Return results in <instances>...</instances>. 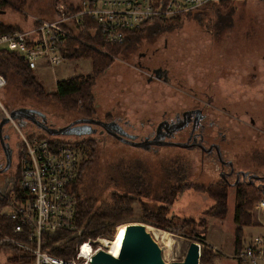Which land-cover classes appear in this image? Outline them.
Instances as JSON below:
<instances>
[{
  "label": "rangeland",
  "instance_id": "obj_1",
  "mask_svg": "<svg viewBox=\"0 0 264 264\" xmlns=\"http://www.w3.org/2000/svg\"><path fill=\"white\" fill-rule=\"evenodd\" d=\"M4 1L9 3V8L1 11L0 22L18 28H26L33 22V18L53 19L58 4L55 0ZM233 1L234 13L229 27L228 21L224 28L218 23L214 27L219 19L215 11L209 12L207 17V20L212 19L213 22L203 24L196 22L195 14H186L182 16V26L171 32H162L159 20L144 25L138 34L131 36L118 54L113 55L115 61L112 67L97 77L93 88V118L128 125V129L141 133L145 123L150 126L149 123L165 111L172 113L173 109L179 107L205 106L208 114H216V119L220 120L219 124L226 131V142L219 140L218 143L226 149L225 156L231 159L234 169L263 176L264 0ZM59 2L68 6L81 3L82 0ZM223 13L226 14L227 10L223 9ZM142 64H150L152 67L165 65L171 68L170 72L181 83L167 84L155 78L149 81L150 74ZM92 73L90 60L73 58L55 68L46 66L34 69L26 75V79H36L47 93H51L56 90L58 82ZM8 74L5 77L7 84L0 91V100L6 109L40 111L55 128L65 127L80 117L53 101L41 100L32 88L26 86L24 78ZM36 130L26 129L33 132L30 133L32 135L59 139L72 145L87 138L97 141V155L80 183L83 197L97 198L104 202L110 199L112 192L135 196L134 218L137 221L143 219L140 199L149 208L160 205L171 208L178 215L175 223L179 226L183 225L185 218L192 217L197 228L201 229V222L205 220L206 233L203 234L207 242L219 250L213 264H253L239 261L234 254L236 187L229 184L226 218L219 219L207 213L214 201L208 197L204 188L221 179V167L217 163L212 164L198 151L173 145L147 151L119 143L103 134L77 137L71 133L51 138L41 130L39 133ZM188 134L186 132L183 137L175 138L174 142H184ZM77 152L81 159L87 157L81 149H77ZM7 177L6 182L9 183L10 174ZM178 187L180 189L175 192L171 202L159 199L163 196L168 198L171 191ZM3 209L11 211L7 204ZM263 215L256 214V222L260 218L263 220ZM126 224L130 226L129 223L122 224L120 230ZM145 225L149 230L151 227L156 228ZM149 233L160 247L165 262L185 259L192 241L183 237L182 233L167 232L173 244L171 250L162 239H155L152 232ZM248 233L264 236V227L258 225L249 229ZM247 243L244 241L242 249ZM13 255L10 249L1 250L0 264H10L8 258Z\"/></svg>",
  "mask_w": 264,
  "mask_h": 264
},
{
  "label": "built area",
  "instance_id": "obj_2",
  "mask_svg": "<svg viewBox=\"0 0 264 264\" xmlns=\"http://www.w3.org/2000/svg\"><path fill=\"white\" fill-rule=\"evenodd\" d=\"M224 1L228 0H82L73 7L57 2L53 19L33 18L26 28L0 33V49L22 55L31 70L46 66L55 68L70 59V40L94 47L80 35L87 30L85 16L98 25L106 44L121 45L128 32L140 30L146 23L175 19ZM5 85L6 78L0 74V91ZM11 112L0 100V120L8 119L6 127L17 138L18 174L1 198L11 208L8 218L14 221L12 232L18 238L4 235L0 223V244H12L31 254L33 264H91V258L99 250L108 251L98 242L100 238L81 243L73 261L44 250L49 236L59 232H68L78 238L84 236L85 229L78 225V197L74 190L81 160L77 149L30 135L12 118ZM252 213H264V199L255 203ZM87 244L90 245L88 249L85 248ZM212 248L214 252L219 251ZM235 257L243 263L264 264V236L249 239L247 246Z\"/></svg>",
  "mask_w": 264,
  "mask_h": 264
},
{
  "label": "trees",
  "instance_id": "obj_3",
  "mask_svg": "<svg viewBox=\"0 0 264 264\" xmlns=\"http://www.w3.org/2000/svg\"><path fill=\"white\" fill-rule=\"evenodd\" d=\"M59 1L61 0H55L56 3ZM8 5L9 3L7 1L0 0V16L3 9L9 8ZM233 8L234 1L228 0L201 7L187 14H195L196 22L203 24L204 22H213L212 19L207 20V17L209 12L215 11L219 19L217 18L214 27H217L218 23L219 26L224 28V25H227V21L228 27L231 25V17L234 13ZM223 9L227 10L226 14L223 13ZM84 18L87 30L84 33L81 32L80 35L94 47H90L75 40H70L68 43V55L70 59L79 58L90 60L93 68V73L91 75L78 76L58 82L56 90L47 93L44 87L38 83L36 79H26V75L31 73L32 70L27 67L22 55L8 51L5 48L0 49V74L5 77L8 73L10 76L19 75L24 78L26 86L32 88L34 94L41 100L53 101L63 109L72 111L82 118L93 117L95 107L93 88L97 77L112 67L115 61L113 55L118 54V52L127 45L131 36L138 34L144 26L140 30L128 32V36L123 44L109 45L104 42L98 25L89 17L85 16ZM159 21L161 22L159 29L162 30V32H171L182 26V16H178L171 20ZM15 29H18V27L6 26L0 22V33ZM56 141L57 143L70 145L78 150L81 149L87 155L86 158L80 160L78 180L74 185V190L78 197V225L83 227L85 232L83 238L74 237L68 232H59L51 235L49 236L48 244L44 246V250H47L50 254L66 261H73L75 260L77 253L76 248L81 243L86 242L88 239L96 240L98 238H104L111 240L113 244L118 246L122 243L120 238L121 233V237H123L129 229L128 224H126L125 227L123 225L121 230L119 226L125 223L130 224L141 222L152 225L166 232L175 233V231H177L182 233L183 237L186 239H189L192 242H199L201 244L200 264H213L215 262L218 252H214L212 246L206 242L205 220L201 222V229L197 228L198 225L192 217L185 218L183 220V225L179 226L175 223L178 215L171 211V208L161 205L156 208H149L144 204L145 201L140 199L143 208V219L142 221H137L134 218V204L137 200L135 196L128 193L112 192L110 194V199L104 202H100L97 198L83 197L80 192V183L84 178L86 170L92 164L97 155V141L93 138H87L86 140L72 145L59 139H50L51 143ZM235 187L237 192L234 208V222L238 227L234 230V248L236 251L235 255H237L244 244L243 227H254L259 225L254 222L252 210L256 202L264 199V192L261 191L257 185L244 182L236 184ZM178 189L180 188L173 189L168 198L163 196L159 197V199H167L168 202H171L175 192L179 191ZM204 190L208 197L214 201V205L207 211V213L219 219L226 218L228 213L229 183L220 179L219 181L210 183L204 188ZM127 191H129V188H127ZM5 204L6 201H3L2 198H0V223L4 235L18 238V236H15L12 232L15 223L8 218L9 211L3 209ZM203 232L205 233L203 234ZM61 240L64 241L60 243V245H55ZM96 247L98 246L95 245V248ZM3 249H10L14 253L11 258H8L10 264H33L34 262V258L31 254L22 252L12 244L1 243L0 251Z\"/></svg>",
  "mask_w": 264,
  "mask_h": 264
},
{
  "label": "flooded vegetation",
  "instance_id": "obj_4",
  "mask_svg": "<svg viewBox=\"0 0 264 264\" xmlns=\"http://www.w3.org/2000/svg\"><path fill=\"white\" fill-rule=\"evenodd\" d=\"M142 67L149 72V81H152L153 78L157 80H161L164 83H181V81L175 77L170 71L171 68L166 67L165 65H157L152 67L150 64H142ZM212 101V100H210ZM207 107L200 105L198 107L193 108H183L179 107L173 109L172 113L164 112L159 118L149 123L150 130L144 131V135H139L140 133L136 130H130L128 125L123 126V124L116 125L115 128H119L120 137L130 140L131 137H136L135 141L139 142L143 140L147 136H152L154 130L158 128L159 125L162 124V128L160 131V140L167 141H175V138L183 137L184 133L188 132V135H185L186 138L183 143L189 142L192 143H202L204 145V150L198 146L194 147L191 150H196L198 153H201L202 156L208 158L212 162V164H219L221 169L219 171V176L221 179L224 178L229 184L235 186L237 180V172L234 171L232 175H229L232 171V167L230 166L231 159L226 158V149H224L221 143H218L221 140L222 143L226 142L227 134L224 132L223 126L219 123L220 120L216 119V114H208L205 109ZM226 108H224L225 110ZM94 117V115H93ZM91 117V118H93ZM82 119V117L77 118L76 120ZM85 119V118H84ZM99 120V119H97ZM40 122V119L38 120ZM101 121V120H100ZM105 122H110L109 120ZM19 125L26 130L27 128H37L31 122H28V126L25 128L18 121ZM41 123V122H40ZM72 132L76 133L77 137H92L96 135L103 134L105 137L112 138L117 142L121 143L117 138L110 136L104 128L99 124L94 123H78L73 127ZM43 132V131H42ZM78 132L80 134H78ZM47 135V134H46ZM181 135V136H180ZM49 136V135H48ZM67 136V135H66ZM51 137V136H49ZM54 138V137H51ZM151 139L154 137H150ZM3 140L5 147L4 149L1 146L0 142V171L5 170V172L0 173V182L1 184V194L0 198L5 194V190L9 187L10 182L12 181L14 175L17 174L19 166H18V149H17V140L15 134L10 131L6 126L3 130ZM126 144V143H125ZM161 147L158 145H153L150 150H155L156 148ZM217 147L220 149V153L217 151ZM143 149V148H142ZM147 150V149H146ZM147 150V151H150ZM229 156V154H228ZM227 159V160H226ZM11 176L10 182L7 183L8 179L7 175ZM223 177V178H222ZM244 182L250 184L247 180L240 181L239 183ZM260 182H256L253 185H260ZM259 188L264 192V183Z\"/></svg>",
  "mask_w": 264,
  "mask_h": 264
},
{
  "label": "water",
  "instance_id": "obj_5",
  "mask_svg": "<svg viewBox=\"0 0 264 264\" xmlns=\"http://www.w3.org/2000/svg\"><path fill=\"white\" fill-rule=\"evenodd\" d=\"M12 118L18 120L22 126L25 128L28 126V122H31L33 125L39 128V130L43 131L44 134H47L51 137H58L61 135H68L74 133L72 132L73 127L75 124L78 123H94L102 125L104 128V131H106L110 136L117 138L119 141L126 143L130 146L137 147V148H143L150 150L153 145L158 146H168L173 145L177 147H183L186 149H193L194 147L198 146L204 150V145L202 143H192L189 142H174V141H161L160 138V131L162 128V124L158 126L156 131L154 130L152 136H147L143 140L136 142V137H131L130 140H127L125 138L120 137L119 128H115L116 125H119L118 122H103L100 120H97L95 118H82L79 120H76L69 125L61 128H55L52 125H50L45 117L40 111L37 110H30L26 108L21 109H15L11 112ZM40 119V122L38 121ZM8 122V119H1L0 120V142L1 146L4 149L5 144L3 140V130ZM120 126V125H119ZM78 134H80L78 132ZM154 137V138H150ZM217 151L220 153L219 147H217ZM230 166L232 167V171L229 175H232L235 171L233 167V162H230ZM8 168H6L3 171H0V173L5 172ZM223 178V177H222ZM224 180V178H223ZM248 181L250 184H255L256 182H260L261 184L258 185L259 188H261L262 183H264V175H257L250 172H237V180L236 184H238L240 181ZM227 182V181H226ZM0 182V187H1ZM0 194H1V188H0ZM200 245L198 242L193 241L190 243L188 252L186 254V257L183 261L180 262H172L167 263L164 261L162 257V251L158 244L153 240L150 233L146 230L145 224L141 222L136 223H130L125 246L123 249V252L120 256V258H116L113 256L109 251H106L104 249L99 250L92 258L90 263L91 264H200Z\"/></svg>",
  "mask_w": 264,
  "mask_h": 264
},
{
  "label": "bare ground",
  "instance_id": "obj_6",
  "mask_svg": "<svg viewBox=\"0 0 264 264\" xmlns=\"http://www.w3.org/2000/svg\"><path fill=\"white\" fill-rule=\"evenodd\" d=\"M145 226H146V230L148 232H150V231L152 232L155 239H162L166 243L165 245L168 247L169 250H171L173 248V244L170 241L169 236H168L169 234L166 231L158 230V229L153 228V227H151L149 230V227L147 225H145ZM127 234H128V232L126 233L125 236L121 237L122 236V233H121L120 238L122 240V243L118 246L113 244L112 241H110L108 239H104V238H100L98 240V242H100L102 244V246L105 247L108 251L110 250V252L113 256H115L116 258H120L121 254L123 252L124 246H125ZM89 247H90L89 244H87L85 246L86 249H88ZM93 251H94V249H93Z\"/></svg>",
  "mask_w": 264,
  "mask_h": 264
},
{
  "label": "crops",
  "instance_id": "obj_7",
  "mask_svg": "<svg viewBox=\"0 0 264 264\" xmlns=\"http://www.w3.org/2000/svg\"><path fill=\"white\" fill-rule=\"evenodd\" d=\"M73 4H76V3H72L71 5H73ZM149 128V126L145 123L143 126H142V128H141V133L139 134L140 136L141 135H144L145 134V132L144 131H146L147 129ZM37 130H39V129H37ZM36 130V131H37ZM28 132V131H27ZM40 132V130L38 131V133ZM29 134L30 133H33V132H28ZM30 135H32V134H30ZM37 136H39V135H37ZM62 136V135H61ZM41 137V136H40ZM58 137H60V136H58ZM253 212V211H252ZM253 216H254V222L256 223V224H259V225H262L263 227H264V219L262 220V219H259V222H256V220H255V215L253 214ZM262 221H263V224H262ZM236 224V223H235ZM238 227V225L236 224V227H235V229ZM254 227H256V226H254ZM251 228H253V227H243V232H244V241L246 242H248L249 241V239H251V238H253V237H255L256 235H253V233H248V230L249 229H251ZM234 229V230H235ZM250 236V237H249ZM259 236H263V235H259ZM249 237V238H248ZM207 242V241H206ZM234 242H235V238H234V240H233V245H234ZM207 244H209V245H211L212 247L214 246V245H212V244H210V243H208L207 242ZM234 254H236V251H235V248H234Z\"/></svg>",
  "mask_w": 264,
  "mask_h": 264
}]
</instances>
